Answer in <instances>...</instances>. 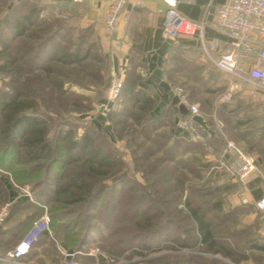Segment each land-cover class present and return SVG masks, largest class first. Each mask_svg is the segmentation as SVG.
Here are the masks:
<instances>
[{"label":"trees","instance_id":"16d2710c","mask_svg":"<svg viewBox=\"0 0 264 264\" xmlns=\"http://www.w3.org/2000/svg\"><path fill=\"white\" fill-rule=\"evenodd\" d=\"M0 1L6 3L5 0ZM36 2L13 1L12 5L7 4V11L1 19L6 31L5 37L0 40V71L4 72L9 80L0 90V194L4 193L1 176H7L15 186L22 187L31 183V192L35 199L48 204L47 191L38 188L39 182L44 178L52 180L51 201L58 205L48 208L51 217L50 229L60 235L61 242L67 241L75 245L76 249L70 250L62 244L67 251L77 252L85 248L84 243L87 242L90 228V223L86 220L95 217L91 211L98 208V202L109 187L106 180L110 178L116 183L120 182L130 175V168L119 161L118 169L113 170L116 162L112 160V156L119 157L123 151L114 147L108 140L106 148L112 154H104L106 152L100 150L99 146L105 145V140L96 143V138L99 137L96 132H89L88 129V132L76 137L72 128L59 131L57 127L52 131L51 125L44 117L46 113L39 111V107L18 87L25 71V67L19 65L23 60L19 56L20 44L26 37L32 39L33 32H38L33 35L35 41L40 40L41 43L45 39L47 42L42 46L48 48V60L43 52L45 49L36 48L37 55L31 60V66L35 68L33 66H38L36 62L39 61L48 62V65H40L48 79L56 72L54 66L58 63L61 67L80 69L85 76L82 81L76 80V83L82 86L89 85L84 81L88 78L104 87L110 82L109 76H105L110 62L108 52L91 41L90 33H78L75 37L68 32L62 33L61 36V27L56 32L57 24L42 19V9L39 7V1ZM59 37L62 41H59ZM189 49L195 51L196 47ZM192 58L185 54L169 57L164 62L163 73L172 88L181 85L188 89L190 98H199L201 89L191 84V78L187 76L199 71L198 63ZM40 67L33 70L36 77L42 76V72L37 71ZM60 70L64 78L75 80L74 75L70 73L74 70ZM176 75L180 77L177 78ZM145 80L142 73L130 67L124 78L120 96L121 103L125 105L123 113L116 111L113 105L106 117L114 123L118 140L127 139V150L132 155L131 167L142 174L147 184L136 181L137 186L130 185L117 191L116 199L109 203L107 201L100 220L110 228V224H113L112 217L115 218L116 226H113L112 234L122 236L116 243L121 247L125 246L124 248L139 238L146 242L153 236H163V231L173 228L182 233L174 240H178L182 246L202 252L203 259L188 260L184 264L194 261L197 264H229L216 258L217 255L228 257L232 263L239 264L248 255V250L254 252L255 249H260L258 238L250 227L240 230L236 226L237 223L242 224V217L248 214L254 205L244 203L234 206L233 202L231 203L228 195L240 191L237 180L214 167L212 162L206 161L207 149L203 142L191 140L187 138L188 135H180V127L176 131L170 130L171 125H176L174 113L165 109L172 115L170 122H162L157 118L156 98L140 86L141 81ZM60 83L62 85V82ZM207 92L214 94L217 91L207 89ZM241 95L243 94H236L234 103H223L218 110L222 117H226V123H229V129L233 131L239 125H248L254 119V111L264 106L263 103H237L240 102ZM203 105L211 110V97ZM186 117L188 115L183 116ZM255 119L260 123L264 122V116ZM131 121L134 128L130 134L124 135L122 130L126 132L125 129H130L133 126ZM119 126H122L121 130L118 129ZM210 126L216 133L207 140L222 153L227 144L226 138L218 127L215 128L212 124ZM256 127L249 125L246 130L251 131ZM224 129H227L225 124ZM263 137L264 134L261 135V138ZM256 144L253 140L248 141L250 149ZM101 154H104V157L101 158ZM155 158L159 160L156 164L159 167L153 169L156 174L150 177L151 172L149 173L146 165L156 166L153 164ZM202 172L206 177H203ZM190 175L194 177L189 179ZM170 188L174 195L168 200L166 196ZM160 191L163 193L162 197ZM148 193H151L150 196ZM226 197L230 204L228 207ZM256 197L261 198L260 195ZM68 205L79 206L72 209ZM154 207L155 213L150 212ZM43 210L42 208V213ZM238 210L244 211V215L240 216ZM42 213H37L35 218H39ZM9 216L10 213L7 218ZM126 221H132L133 225H119ZM47 232L50 235L53 233H44ZM8 244V240L0 242L2 256L7 255L10 248ZM144 246L149 247L146 243ZM80 255L83 254L76 257ZM0 264H3L1 259Z\"/></svg>","mask_w":264,"mask_h":264},{"label":"rangeland","instance_id":"374dc122","mask_svg":"<svg viewBox=\"0 0 264 264\" xmlns=\"http://www.w3.org/2000/svg\"><path fill=\"white\" fill-rule=\"evenodd\" d=\"M5 1L6 3L4 2L2 3L0 1V40L5 37L4 31L6 30L1 22V19L3 18L5 11H7L6 6L7 4L12 5L13 1L16 0H5ZM31 1L32 3H37L36 1H39L38 2L39 7L40 9H42V13H41L42 19L57 24L58 27L56 28V32L59 31L61 27V33H60L61 36H63L62 33L65 34L68 32L75 35V37H77L78 33H82L85 35L90 33L89 37L91 41L94 44H98L104 50L99 36L100 35L99 31L98 29H96V23L94 22V20H96V16H94L93 12L91 11L89 0H82V1L71 0L64 2L58 0L57 1L31 0ZM36 33L38 32L31 33L32 39L26 37L25 39L22 40L20 44L21 51H19V56L23 58V60L22 62H20L21 64L19 65L20 66L23 65V67H25L24 76H22L21 78L22 81L20 82V84H18L20 90L26 93L28 95L27 97L31 99L39 107L38 108L39 111H43L44 113H46L44 114V117L45 119H47V123L51 125L52 131L57 127L59 128V131L61 130L65 131L72 128L76 137L82 135L84 132H88V129L90 130L89 132L91 131L96 132L97 134H99V137L96 138V143H100L101 141L105 140L104 143L105 145H101V146L98 145L100 147V150H104L106 152L104 154L110 152V151L108 152L107 151L108 149L106 148L109 144L108 140L111 143H113L114 147L123 151L119 157L112 156V160L116 162L115 163L116 167L113 170L118 169L119 161L124 162V164H127L128 167L130 168V175L124 178L122 181L116 183L115 181H112L110 178L106 180L107 185L109 187L103 193L100 202H98L97 204L98 208L95 211H91V213H93L95 217L91 219L89 218L90 220H86L90 223V228L88 229L89 233L87 234L88 236L87 242L84 243L85 248L81 249L84 254L77 257L75 256V259L81 261L83 264H184V262L188 260L190 261L192 259H203L201 250L189 246H182L178 240H174L175 237L179 238L178 235H182V233L181 231L179 232V230L176 231L173 230V228L163 231L162 234L163 236H153L149 238L146 242L145 240H139L140 239L139 238L135 242L130 243L126 248H124L125 246L121 247L119 243H116L122 236L119 234L113 236L112 234V229L114 228L113 226H116L114 223L115 221L114 217H112L113 224H110L112 225V227L110 226V228H108L107 225L100 220L103 214L102 212L103 208L105 207L107 201L109 203L111 200L116 199L115 195H117L116 194L117 191L121 190V188L124 189L129 187L130 185L137 186L136 181L142 182L143 184H147V180L143 178L142 174L140 172L135 171L134 168L131 167L133 166L132 165L133 162L131 163L132 155L127 150L128 149L126 145L127 139L125 138L123 140H118L114 123L107 120L106 117L107 112L112 108L113 105H115L116 111H118L119 113H123V109L125 108V105L121 103L120 96H121L124 79L121 80V87L118 92V96L112 100L110 99L109 94L116 78L112 73L110 62L108 63L105 71V76H109V81H110L108 86L106 87L99 86L95 81H93L90 78H88V80L86 79L84 80L85 83L87 82L89 85L87 87L82 86L76 83V80L80 81L85 76L80 69L61 67V64L58 63L54 66L56 68V72L53 74L51 78L48 79V76H45L46 75L45 70L41 68L42 66L48 65V62L45 63L39 61L36 62L38 66H33L35 68H32L31 66V60L34 58V56L37 55L36 48L38 49L40 47L44 48L45 46L43 47L42 45L43 44L46 45L47 43L45 42V39H43L41 43H39L40 40L35 41L33 35H35ZM58 39L59 41L60 40L62 41L61 37H59ZM56 40L54 41L56 42ZM0 48H1V43H0ZM44 49L45 51L43 50V52L45 54V58L46 60H48V48H44ZM21 55H23V57ZM109 61H110V55H109ZM36 67H40V69L37 71L42 72L41 77L40 76L36 77V74L33 71L34 69H36ZM60 69L74 70L71 71L70 73L74 75L75 80H68L67 78H64L60 72L61 71ZM187 76L193 79L197 78L199 81L201 80V73L199 71L196 73L193 72L192 75L187 74ZM176 77L178 78L180 76L176 75ZM8 80L9 79L7 78V75L4 72L0 71V90L6 86ZM60 82H62V85ZM194 83H196V81H194ZM146 89L153 97L156 98L157 100L156 108H157L159 100L156 97V91H155L156 89L153 88L152 86L146 87ZM173 89L174 91L180 90L179 92H181L182 95L187 99L186 100L187 103L190 104V106H196L198 112L203 114L215 128L218 127L220 129L219 126L222 127L223 126L222 124H225V126L227 125L226 118L224 117L223 119V117H221L220 115V112L218 111L219 110L218 105L220 104L219 101L217 104H214L212 106L210 105L211 110L205 108V106L201 104V102L203 101L205 102L209 98L208 93L207 94L202 93L199 98H190L187 94L188 93L187 88L178 85L173 87ZM225 91L217 93L216 96L217 100H219L220 95H222ZM258 92H260V90ZM197 101H199L200 103ZM101 105H105L106 107H104L101 110L100 107ZM163 110L165 111V109ZM163 110L161 111L155 110V113L158 115L157 118L162 122H170L172 120V115L169 114L167 111L164 112ZM102 113H105V120L104 118H102V116L101 118L99 117V115ZM121 117L124 118L123 116ZM65 120L67 122H65ZM57 123H59L58 126ZM130 123L133 124V126L130 129H125L126 132L122 130L124 135L130 134V131L134 128V123L132 121ZM176 128H177V124L171 125L170 130L176 131ZM118 129L121 130L122 126H119ZM167 131L169 130L167 129ZM187 138L192 140L190 136ZM201 142L205 143V147L207 149L205 154L207 159L206 161H209L210 157H208V155L209 156L211 154L213 155V153L209 152L208 150L209 143L206 139ZM213 149H214L213 152L217 153L216 151L217 148L215 147V145ZM104 154H101V158L104 157L103 156ZM158 162L159 160L157 158L153 160V164L155 165ZM217 164L218 163H216L215 165ZM157 167L159 166L146 165V168L150 170L149 173L151 172L150 177L156 174L153 171V169H156ZM162 167L165 168V166ZM202 175L203 177H206L205 173L203 174V172ZM192 177L194 176L190 175L189 179ZM47 179L44 178L42 181L39 182L40 186L38 190L47 191L48 208H49L53 205L56 206L58 204L54 201H51V199H53V194L51 193L53 181ZM200 180H202L201 177ZM26 185L30 191H33V186L31 183L30 185L29 183ZM148 194H149L148 196H150L151 193ZM156 194L158 197L159 194L160 197H162L163 193L162 191H160L159 194L157 192ZM173 195L174 193L172 191V188H170L166 196V199L170 200L173 197ZM226 203L228 207V205H230L228 199ZM182 205L183 204H180V206ZM68 206L72 209H76L79 205H75V206L68 205ZM155 211H156L155 207L152 210H150V212L152 213L153 212L155 213ZM242 218L245 219V217ZM119 225H128V227H131L133 225V222L126 221V222H122ZM51 232H53L52 228H51ZM255 235L258 236L256 233ZM49 236L52 237L51 239L52 245H55V243H57L56 241L58 240H59L58 242H61L60 235H58L57 233L53 232ZM138 236L139 235H135V237ZM145 243L146 245H149V247H145L144 246ZM61 244H63L65 247H67L70 250L75 248V245L72 244L71 242L63 241L61 242ZM91 250H93V253L95 255L92 256L87 254ZM246 254H248L246 258L242 259L239 264H264V255L262 253L248 250ZM216 258L225 261L229 264H235L232 263L230 258L225 257L223 255H217ZM50 260L52 261L51 264H65L66 262V260L62 256L61 258L60 257L57 258L55 254H53V259ZM3 264H12V263L3 262ZM33 264H45V262L44 260L37 259ZM187 264H189V262H187ZM190 264H197V263L194 261L193 263Z\"/></svg>","mask_w":264,"mask_h":264},{"label":"crops","instance_id":"0c3cea01","mask_svg":"<svg viewBox=\"0 0 264 264\" xmlns=\"http://www.w3.org/2000/svg\"><path fill=\"white\" fill-rule=\"evenodd\" d=\"M228 1L229 0H179L178 8L182 14L192 20L201 21L206 19L208 22H211L214 19L217 7ZM108 4V0H89L91 11L93 15L96 16V20H94L96 29L99 31L104 50L108 51L110 55L111 70L116 79L123 80L130 67L142 73L146 80L141 81L140 86L143 88L152 86L156 89V97L159 100L156 111L167 109L174 113L175 123L178 128L179 121L183 118L180 114L179 107L172 104V99L169 94L151 79V75L156 69H161L162 77L166 80L163 73L164 62H166L169 57L173 58L174 55L185 54L191 56V58H195L192 59L198 63L199 72L201 73V80L199 81L198 79L191 78V84H195L201 89L200 94L208 93L213 105L218 103L216 97L217 93L227 89L229 84L228 75L217 68V66L205 56L194 38L181 36L177 41H172L164 37L163 26L167 7L162 0H126L113 31H109L106 27V8ZM206 35L208 39L225 38L217 30L210 27L206 29ZM192 46L196 47L195 51L189 49ZM194 81H196V83H194ZM205 84L206 86H204ZM246 88L249 92L239 96L240 102L237 103H244L245 105L264 104V94L262 91L258 92L259 90L255 89L252 85H246ZM207 89L217 92L214 94L209 93ZM235 99L236 97L234 95L227 104L234 103ZM205 102L203 101L201 104L203 105ZM186 104L188 107L190 106V104ZM221 104L223 103H220L218 106ZM239 111L240 110H237V112ZM201 115L208 122V119L203 114ZM101 116L105 120V113L99 115L100 118ZM252 116L254 119L249 122L248 125H239L234 131L229 129V123L225 126L227 129L224 130V124H222V127L219 126L223 136L226 138V147L222 153H220L219 149H216V153L213 152L214 144L208 142V150L213 153V155H208V157H210L209 162H212L214 167L223 154L232 159L235 153L228 148L229 143H233L246 154L254 157L258 170L249 178L246 191L243 193V196H245L253 206L254 201L257 200L256 195L264 197V137L261 138V135L264 134V122L260 123L259 120L255 119L264 116V106L258 107ZM188 117H191V115H188ZM224 117L225 116H223V119ZM209 123L210 122H208V124ZM192 124L193 129H178V133L180 135H188L195 141L207 140L208 137L216 133L214 129H212L214 133L207 132L194 121ZM249 125L257 127L248 131L246 129ZM202 131L206 132L208 135H204ZM251 140L257 144L254 148L250 149L248 141ZM1 181L3 183L4 193L2 195L0 194V209L4 206H8L10 216L6 221L0 223V242L2 240H8V247L10 248H8L7 251H10L21 239H23L27 230L32 226L37 213H42V208L44 209V213L46 210L45 206L48 210V204L36 200L27 186H15L7 176H1ZM228 197L231 203L233 202L234 206L244 204L240 191L238 193H231ZM239 212L241 214L240 216L244 215V211L238 210V213ZM244 217L245 219L242 224H236L238 227L237 229L243 230L244 227H250L249 229L258 235L257 244L260 246V249H255L254 252H259L264 255V214L260 213L253 206L251 211L244 215ZM49 235L48 232L42 233L40 238L32 246L31 251L17 263L12 264H33L37 259L44 260L45 264H51L52 261L50 259H53V254H55L57 258H61V256L64 258L61 250L67 251L66 248L62 246L61 242L56 240L57 243L52 245V237ZM1 251L0 249V259L6 256H2Z\"/></svg>","mask_w":264,"mask_h":264},{"label":"built area","instance_id":"2783aa9c","mask_svg":"<svg viewBox=\"0 0 264 264\" xmlns=\"http://www.w3.org/2000/svg\"><path fill=\"white\" fill-rule=\"evenodd\" d=\"M162 1L167 7L163 26L164 37L172 41H177L181 36L194 38L205 56L228 75L229 84L219 97L220 103L230 102L236 94L248 93L246 85H252L264 94V0H229L217 7L211 22L206 19L192 20L182 14L178 8L179 0ZM108 3L106 27L113 31L126 0H108ZM208 27L217 30L225 38L208 39L206 35ZM120 87L121 80L116 79L109 94L111 100L118 96ZM179 91L175 90L176 94L180 96L182 102L187 103ZM189 109L191 114L199 113L196 106H189ZM192 122L191 117L182 118L178 125L181 129L189 130L193 129ZM228 148L234 151V157L230 159L223 154L216 167L237 180L242 202L249 203L243 193L246 191L249 178L258 170V166L253 156L246 154L233 143H229ZM253 204L264 214V197L255 200ZM45 208V212L33 222L23 239L1 258L4 263H17L31 251L42 233L45 231L51 233V217L46 206ZM8 215V206L2 207L0 223H3ZM61 251L66 260L65 264H83L75 259L76 255L84 254L82 251ZM87 254L95 255L93 250Z\"/></svg>","mask_w":264,"mask_h":264},{"label":"water","instance_id":"95a60500","mask_svg":"<svg viewBox=\"0 0 264 264\" xmlns=\"http://www.w3.org/2000/svg\"><path fill=\"white\" fill-rule=\"evenodd\" d=\"M151 79L155 83L159 84L169 94V96L172 99V104L177 105L179 107V111L182 116L191 115V119L195 123L200 125L207 132L214 133L212 128L209 126L207 120L200 113L191 114L188 105L181 101L180 96L176 94V92L171 87V85L166 80L163 79L161 69H156L154 73L151 75ZM102 109L103 107H101V110Z\"/></svg>","mask_w":264,"mask_h":264}]
</instances>
